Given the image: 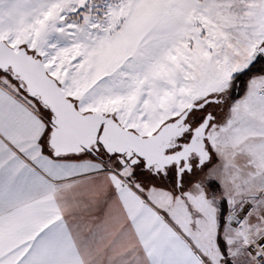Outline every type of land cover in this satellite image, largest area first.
I'll return each mask as SVG.
<instances>
[{"label":"snow or ice","instance_id":"snow-or-ice-1","mask_svg":"<svg viewBox=\"0 0 264 264\" xmlns=\"http://www.w3.org/2000/svg\"><path fill=\"white\" fill-rule=\"evenodd\" d=\"M0 264H264V0H0Z\"/></svg>","mask_w":264,"mask_h":264}]
</instances>
